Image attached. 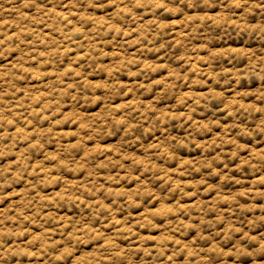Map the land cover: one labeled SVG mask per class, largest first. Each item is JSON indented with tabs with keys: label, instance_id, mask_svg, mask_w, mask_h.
Masks as SVG:
<instances>
[{
	"label": "rangeland",
	"instance_id": "rangeland-1",
	"mask_svg": "<svg viewBox=\"0 0 264 264\" xmlns=\"http://www.w3.org/2000/svg\"><path fill=\"white\" fill-rule=\"evenodd\" d=\"M0 264H264V0H0Z\"/></svg>",
	"mask_w": 264,
	"mask_h": 264
}]
</instances>
